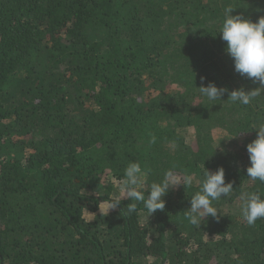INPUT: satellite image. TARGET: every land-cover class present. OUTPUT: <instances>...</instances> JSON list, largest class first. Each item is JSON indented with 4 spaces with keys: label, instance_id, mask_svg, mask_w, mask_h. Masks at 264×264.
Wrapping results in <instances>:
<instances>
[{
    "label": "trees",
    "instance_id": "1",
    "mask_svg": "<svg viewBox=\"0 0 264 264\" xmlns=\"http://www.w3.org/2000/svg\"><path fill=\"white\" fill-rule=\"evenodd\" d=\"M227 7L264 16V0H0V264H264V218L249 225L223 211L241 192L264 197L246 172L264 92L241 105L198 90L201 77L229 91L260 87L225 53ZM215 127L224 151L212 145ZM189 128L194 148L180 134ZM131 162L147 184L170 169L196 183L170 188L152 215L121 197L87 222ZM221 166L233 192L193 226L197 181Z\"/></svg>",
    "mask_w": 264,
    "mask_h": 264
},
{
    "label": "clouds",
    "instance_id": "2",
    "mask_svg": "<svg viewBox=\"0 0 264 264\" xmlns=\"http://www.w3.org/2000/svg\"><path fill=\"white\" fill-rule=\"evenodd\" d=\"M232 7H227L224 19L219 29L220 38L226 42L225 53L232 59L234 71L241 77L258 83L260 87L245 91L243 87L229 91L226 87H218L214 81H207L201 77V86L198 88L202 97L210 101L222 100L228 94V100L248 105L255 97L264 92V16L257 21L243 14L232 15ZM256 139L246 145L250 166L246 172L252 181H260L264 184V125L256 130ZM151 142H155V137ZM147 173L142 170L139 162H131L124 169L123 178L119 180V194L115 199L105 200L102 203L106 213L116 210L121 197L128 201L143 202L144 207L152 215L157 210H164L165 199L170 188L180 185L184 188L191 187L194 182V174L169 170L165 178L159 182L146 183ZM200 188L192 196L190 209L186 211V217L193 226H200L206 217H217L218 210L214 201L228 197L233 192V183L225 181V169L221 166L215 171L205 169L203 178L197 181ZM147 188V196H145ZM238 199L242 202L240 213L243 219L254 225L258 219L264 218V197L258 192H241ZM129 212L136 210V204L127 205Z\"/></svg>",
    "mask_w": 264,
    "mask_h": 264
},
{
    "label": "rangeland",
    "instance_id": "3",
    "mask_svg": "<svg viewBox=\"0 0 264 264\" xmlns=\"http://www.w3.org/2000/svg\"><path fill=\"white\" fill-rule=\"evenodd\" d=\"M177 89L176 87H173L172 90H175ZM181 134V137L183 138L185 144L189 147L192 146V148H194L196 146V138H195V133H194V129H185L183 131L180 132ZM210 138H211V142H212V145L213 147L218 150V151H224L225 149V141L228 139L226 133L220 129V128H212L211 131H210ZM170 150L172 151V147H170ZM146 179V177H145ZM196 178L194 177V180ZM194 183H196L194 181ZM108 186L112 192V198L115 199L119 194V180H116L115 178H110L109 181H108ZM223 198V195L222 197ZM221 200V199H220ZM219 200V201H220ZM241 204H237V205H232V206H229L228 205V208H223L224 212L227 210L229 211L230 209V212L232 213V215L234 216L235 215V218L236 219H241L243 218L241 213H240V207H241ZM115 212L114 211H110L109 214L105 212L104 208H103V205L102 203L98 206L97 208V212H91L89 210H86L84 211V219L87 221V222H91L93 219H94V216L95 214H101V215H104V216H108V215H111Z\"/></svg>",
    "mask_w": 264,
    "mask_h": 264
}]
</instances>
